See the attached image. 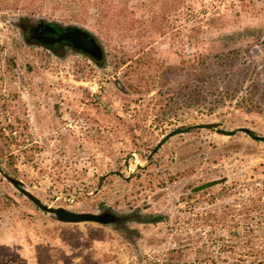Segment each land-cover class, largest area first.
I'll use <instances>...</instances> for the list:
<instances>
[{"label":"rangeland","instance_id":"1","mask_svg":"<svg viewBox=\"0 0 264 264\" xmlns=\"http://www.w3.org/2000/svg\"><path fill=\"white\" fill-rule=\"evenodd\" d=\"M37 21L87 30L102 60L32 43ZM242 127L264 136V0L13 1L0 131L21 146L16 171L0 155V264H264V141ZM4 172L51 207L160 219L63 222Z\"/></svg>","mask_w":264,"mask_h":264},{"label":"water","instance_id":"2","mask_svg":"<svg viewBox=\"0 0 264 264\" xmlns=\"http://www.w3.org/2000/svg\"><path fill=\"white\" fill-rule=\"evenodd\" d=\"M33 37L31 34L30 38ZM56 40H67L73 44V46L94 59L97 62H100L103 58V50L96 38L87 30L79 28V27H70L67 30L59 33ZM218 124L217 123H203V124H195L189 127H177L170 131L167 135L163 137V139L156 145L154 150H157L164 141H166L169 137L177 134V133H184L190 131L194 128H215ZM240 131H243L248 136L252 137L255 140L264 141V136L256 135L251 129L247 127L239 128ZM222 131V130H221ZM229 134L232 131L228 132ZM0 172H2L0 170ZM7 180L12 183L20 192L26 195L29 199H31L41 210L53 213L58 220L63 222H85V221H92L97 223H109L110 218L108 215L100 213H89V212H75L65 209L63 207H51L44 203H42L36 196L31 194L25 188H23L22 183L20 180L15 179L10 175H5Z\"/></svg>","mask_w":264,"mask_h":264},{"label":"flooded vegetation","instance_id":"3","mask_svg":"<svg viewBox=\"0 0 264 264\" xmlns=\"http://www.w3.org/2000/svg\"><path fill=\"white\" fill-rule=\"evenodd\" d=\"M70 27H63L55 22L37 21L26 28V32L31 42L46 47L53 52H60L68 48H75L73 44L67 40H56L57 35Z\"/></svg>","mask_w":264,"mask_h":264},{"label":"trees","instance_id":"4","mask_svg":"<svg viewBox=\"0 0 264 264\" xmlns=\"http://www.w3.org/2000/svg\"><path fill=\"white\" fill-rule=\"evenodd\" d=\"M13 1L16 0H0V9L9 6L10 4H12ZM10 126V125H9ZM8 127V125H7ZM10 127H8L9 129ZM13 130L10 128V132H12ZM20 139L15 137L14 135H5L4 131L1 130L0 131V155H2L3 153V149H7L8 153H7V165L11 168L12 171H16V168L14 167V161L16 160V154L13 153V151L9 150L12 144H16L18 147H20L21 145L19 144ZM3 174L5 175H9V172H4ZM15 178V177H14ZM16 179V178H15ZM103 214H106L109 216L110 221L109 223H119V225L122 224L127 220H138L141 222H155L158 221L160 219V216H156V217H145L144 215H139L137 213H133V214H126V215H114L111 212L108 211H104L102 212ZM119 227V226H118Z\"/></svg>","mask_w":264,"mask_h":264}]
</instances>
